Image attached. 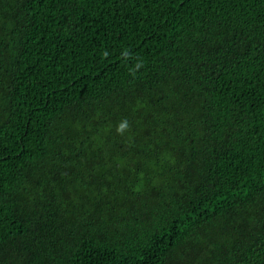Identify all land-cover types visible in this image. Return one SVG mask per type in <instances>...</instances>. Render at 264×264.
Listing matches in <instances>:
<instances>
[{"label": "trees", "instance_id": "obj_1", "mask_svg": "<svg viewBox=\"0 0 264 264\" xmlns=\"http://www.w3.org/2000/svg\"><path fill=\"white\" fill-rule=\"evenodd\" d=\"M0 264H264V0H0Z\"/></svg>", "mask_w": 264, "mask_h": 264}, {"label": "snow or ice", "instance_id": "obj_2", "mask_svg": "<svg viewBox=\"0 0 264 264\" xmlns=\"http://www.w3.org/2000/svg\"><path fill=\"white\" fill-rule=\"evenodd\" d=\"M120 163H122L121 161H117V164H120Z\"/></svg>", "mask_w": 264, "mask_h": 264}]
</instances>
